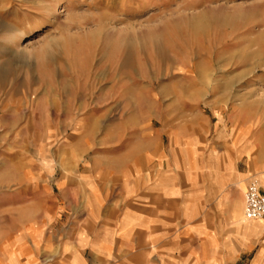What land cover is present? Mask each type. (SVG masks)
Masks as SVG:
<instances>
[{
	"label": "rangeland",
	"instance_id": "1",
	"mask_svg": "<svg viewBox=\"0 0 264 264\" xmlns=\"http://www.w3.org/2000/svg\"><path fill=\"white\" fill-rule=\"evenodd\" d=\"M240 134L229 219L264 178V0H0V201L23 190L42 222L56 202L70 231L89 164L113 208L129 154L154 176L163 154L171 176L181 149L211 166Z\"/></svg>",
	"mask_w": 264,
	"mask_h": 264
},
{
	"label": "crops",
	"instance_id": "2",
	"mask_svg": "<svg viewBox=\"0 0 264 264\" xmlns=\"http://www.w3.org/2000/svg\"><path fill=\"white\" fill-rule=\"evenodd\" d=\"M244 137L240 134L235 145L222 137L211 166L199 150L186 158L187 149H181L177 174L171 176L163 154L155 176L147 174L151 155L142 151L139 162L129 154L118 163L119 195L113 208L106 207L98 165L89 164L82 177L84 191L68 193L81 200L70 207L80 212L70 231L54 224L67 207L55 202L54 216L42 222L37 209L23 205V190L6 194L7 201H0V264H264V219L243 223V200L228 217L239 194L237 175L248 180L247 173L238 171L240 160L247 159ZM230 187L235 192L225 193ZM260 192L264 195V178ZM218 210L223 212L219 221L200 220L201 214Z\"/></svg>",
	"mask_w": 264,
	"mask_h": 264
},
{
	"label": "built area",
	"instance_id": "3",
	"mask_svg": "<svg viewBox=\"0 0 264 264\" xmlns=\"http://www.w3.org/2000/svg\"><path fill=\"white\" fill-rule=\"evenodd\" d=\"M244 214L247 220L264 219V195L257 181H252L247 187Z\"/></svg>",
	"mask_w": 264,
	"mask_h": 264
},
{
	"label": "bare ground",
	"instance_id": "4",
	"mask_svg": "<svg viewBox=\"0 0 264 264\" xmlns=\"http://www.w3.org/2000/svg\"><path fill=\"white\" fill-rule=\"evenodd\" d=\"M244 189V187H243ZM245 210V209H244ZM240 211V210H239ZM257 221H263V219H260V220H257ZM242 222L245 223V222H253V220H247L246 217H245V214L243 213V216H242Z\"/></svg>",
	"mask_w": 264,
	"mask_h": 264
}]
</instances>
